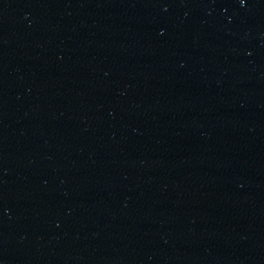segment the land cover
<instances>
[{
  "label": "water",
  "instance_id": "obj_1",
  "mask_svg": "<svg viewBox=\"0 0 264 264\" xmlns=\"http://www.w3.org/2000/svg\"><path fill=\"white\" fill-rule=\"evenodd\" d=\"M0 264H264V0H23Z\"/></svg>",
  "mask_w": 264,
  "mask_h": 264
}]
</instances>
